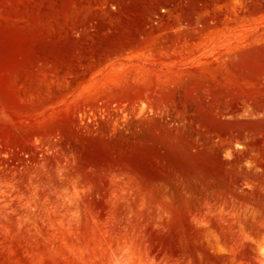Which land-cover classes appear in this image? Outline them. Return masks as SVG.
<instances>
[{"label": "rangeland", "instance_id": "rangeland-1", "mask_svg": "<svg viewBox=\"0 0 264 264\" xmlns=\"http://www.w3.org/2000/svg\"><path fill=\"white\" fill-rule=\"evenodd\" d=\"M0 264H264V0H0Z\"/></svg>", "mask_w": 264, "mask_h": 264}]
</instances>
